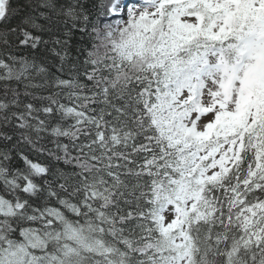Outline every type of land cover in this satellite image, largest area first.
<instances>
[{
  "label": "snow or ice",
  "instance_id": "6c2138e0",
  "mask_svg": "<svg viewBox=\"0 0 264 264\" xmlns=\"http://www.w3.org/2000/svg\"><path fill=\"white\" fill-rule=\"evenodd\" d=\"M0 264H264V0H0Z\"/></svg>",
  "mask_w": 264,
  "mask_h": 264
}]
</instances>
